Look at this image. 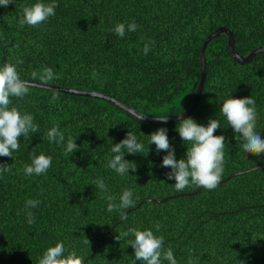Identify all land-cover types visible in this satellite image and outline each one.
Returning <instances> with one entry per match:
<instances>
[{
  "label": "trees",
  "instance_id": "obj_1",
  "mask_svg": "<svg viewBox=\"0 0 264 264\" xmlns=\"http://www.w3.org/2000/svg\"><path fill=\"white\" fill-rule=\"evenodd\" d=\"M36 2L0 5V66L22 60L17 70L23 80L102 92L151 116L179 114L192 105L201 80L203 42L220 26L233 32L242 55L264 46V0H56L54 16L21 27L23 8ZM133 21L139 25L136 31L122 38L114 33L118 23ZM149 41L154 43L144 55ZM46 67L53 69V80L33 78V72ZM206 72L190 117L205 126L210 118L220 122L214 134L225 137V163L221 183L197 193L198 186L191 184L177 192L167 177L171 169L162 166L167 152L148 145L149 135L165 127L176 159L184 158L187 145L176 128L180 121L143 120L95 96L33 85L24 97H10V107L30 113L39 132L21 137L13 157L0 156V164L11 167L0 174V264H39L58 241L66 253L85 256L86 264H133L128 241L134 236H119L129 228H151L162 235L164 249L173 250L177 264H264V153L245 152V141L220 111L230 95L252 97L256 131L264 139V51L241 64L231 54L228 35L221 33L206 48ZM55 126L64 133L62 143L47 138ZM128 131L144 152L125 151L124 158L137 167L121 176L108 163L115 155L111 148ZM69 138L80 147L67 157ZM41 153L52 157L51 167L44 174L25 175L24 166ZM256 166L262 167L237 174ZM99 179L107 192L94 186ZM126 189L132 190L135 206L125 210L127 220L122 221L119 212L107 211L105 197L113 195L119 203ZM29 199L40 203L27 208ZM28 211L35 216L32 225Z\"/></svg>",
  "mask_w": 264,
  "mask_h": 264
},
{
  "label": "clouds",
  "instance_id": "obj_2",
  "mask_svg": "<svg viewBox=\"0 0 264 264\" xmlns=\"http://www.w3.org/2000/svg\"><path fill=\"white\" fill-rule=\"evenodd\" d=\"M11 2L13 0H0V5L7 7ZM57 7L56 0H51L50 3L37 0L33 5L23 8V17L20 19L19 24L21 27L25 24L38 26L49 17L54 16ZM138 27L139 25L135 21L127 25L122 22L118 23L113 31L122 38L125 36L126 31L134 32ZM152 43L154 42L145 43L144 55L148 54L150 51L149 45ZM21 63H23L22 60H17L16 63L6 62L3 66H0V156L3 157H13V152L20 148L19 139L21 137H28L30 133L39 132L38 125L34 123V118L30 113H21L16 106L10 107L12 105L10 97H24L31 86L29 81L21 79L19 75L17 65ZM32 76L42 82H48L55 78L53 69L50 67L44 68L40 74L33 72ZM57 98L53 96L52 100ZM220 111L226 117L228 125L245 141L243 144L245 152L257 156L264 153V139L261 138L260 132L256 131L258 115L255 100L252 97L238 98L230 95L229 98L223 101ZM182 112L183 108L176 115L179 116ZM168 115L155 116L166 124ZM220 127V122L217 119L210 118L207 126L197 123L190 116L181 119L176 128L181 139L187 145L186 156L181 159H176L175 148L170 144L167 128L160 127L149 135L148 145L154 143L157 152H167L162 159V166L171 169L167 173V177L168 180L175 181L177 192L183 191L190 184L212 190L220 182L224 174V148L226 145L224 135L214 134ZM47 138L49 142L62 143L65 136L59 130V126H55L48 131ZM76 138H69L67 141L64 153L67 157L80 147L75 143ZM125 151L133 155L136 153L143 154L144 152V145L130 131L127 132L124 139L115 143L111 148V152L115 155L109 160L108 167L121 176L126 173L129 174V169L135 172L137 167L134 161L124 158ZM51 163V156H46L43 153L33 155L31 164L24 166V173L29 176L44 174L51 167ZM5 172H11L10 165L0 164V174ZM94 186L107 192V185L103 179L95 181ZM105 199L109 201L107 211L110 213L119 212L122 221L127 220L125 210L135 206L133 192L130 189L122 192L119 203L115 202L116 197L113 195H107ZM39 203V200L29 199L26 201V207L35 208ZM27 222L29 225L35 223V216L31 211L27 212ZM160 227L159 224L155 225L157 231L160 230ZM130 234L134 236V239L128 241V245H131L134 249L133 264H136V261H142L144 264H162V260H167L169 264H177L173 250L171 248L164 249V237L162 235L154 234L151 228L143 230L129 228L127 231L120 233L119 236L128 237ZM116 239L119 240L118 236H116ZM85 243L90 245L88 239L85 240ZM39 264H86V257L79 255L75 250L66 253L64 243L58 241L44 252Z\"/></svg>",
  "mask_w": 264,
  "mask_h": 264
},
{
  "label": "water",
  "instance_id": "obj_3",
  "mask_svg": "<svg viewBox=\"0 0 264 264\" xmlns=\"http://www.w3.org/2000/svg\"><path fill=\"white\" fill-rule=\"evenodd\" d=\"M221 33H226L228 35V45H229V49L231 51V54L233 56V58L241 63V64H246L249 63L250 61L253 60V58L260 52L264 51V46L258 47L254 50H252L248 55H242L240 52H238L235 48V39H234V35L233 32L226 26H220L219 28H217L214 32H212L211 34H209L206 39L203 42V47H202V51H201V80H200V84L197 90V93L195 95L194 101L192 103V105L190 107H188L186 110H184L182 112L181 115H171L168 116V121L167 122H174V121H180L183 118H187L190 115H192L194 113V111L197 109L198 107V103L199 100L201 98V94L204 88V83L206 80V48L208 46V43L215 37H217L219 34ZM30 82V85L33 86H39V87H43V88H47V89H52V90H56V91H61V92H66V93H71V94H76V95H85V96H95L110 102H113L114 104L122 107L123 109L127 110L128 112H130L131 114H133L134 116H136L137 118L141 119V117L143 116V120H148V121H157V122H161L160 120L157 119L156 116H151V115H146V114H142L140 112H138L137 110H135L134 108L124 104L123 102H121L120 100L104 94L102 92H96V91H91V90H83V89H76V88H65L63 86H58V85H52V84H45V83H41V82H36V81H32V80H26ZM259 167L262 166H256L254 168H250L248 170H244V171H240L237 174L243 173V172H247V171H251L254 169H257ZM221 182H219L218 184H220ZM202 187L198 186L196 191L193 193H197L201 190ZM191 194V193H188ZM168 198H163L161 199V201H166ZM153 201H160L157 199H152ZM128 212L130 210H127ZM127 212V213H128ZM103 241H104V236H103Z\"/></svg>",
  "mask_w": 264,
  "mask_h": 264
}]
</instances>
